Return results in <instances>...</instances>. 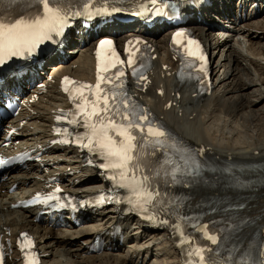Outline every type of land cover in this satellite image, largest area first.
Returning <instances> with one entry per match:
<instances>
[{"label":"bare ground","instance_id":"1","mask_svg":"<svg viewBox=\"0 0 264 264\" xmlns=\"http://www.w3.org/2000/svg\"><path fill=\"white\" fill-rule=\"evenodd\" d=\"M211 1V6L199 8L204 20L194 18L190 25L195 35L212 49V89L207 94L197 95L194 84H181L177 79L179 60L169 48L172 26L163 25L164 32L159 37L162 27L148 28L141 23L113 24L107 31L110 35L118 34L120 44L131 36L146 35L154 57L149 82L146 89L132 85L131 91L177 135L192 146L204 149L207 162L202 165L209 166L214 179L204 185L199 183L202 175L182 180L193 196L190 204L197 207L193 213L202 218L205 200L215 196L221 203L220 208H215L207 217L228 219L233 214L242 228L238 233L242 239L261 237L264 227V105L260 106L264 101V14L259 20V12L264 10V0ZM25 5L22 0L20 6ZM19 12L0 13V23L13 22ZM31 14L34 16L29 22L34 18L43 19L34 8L17 20H25ZM220 19H224V26L220 25ZM224 32L229 37L223 38ZM96 36L91 33L84 45L73 37L68 44L76 45L63 55L49 57L36 75L18 79L15 84L12 80L2 84L5 91L14 89L20 95L26 94L21 98L19 114L3 124L19 128L20 141L13 138L9 147L0 146V149L36 147L40 152L38 160L0 175V239L12 242L9 264H21L15 241L23 231L35 239L42 264H182L176 239L170 231L150 229L143 220L123 216L115 207L84 210L78 215L79 223L71 220L69 213L63 218L38 219L37 208L13 207L33 192L50 190L57 184L80 197L89 196L104 186L96 176V168L85 164L77 148L47 146L56 138L54 123L60 110L70 106L60 92L63 77L94 80ZM10 81L12 84L8 85ZM202 167L194 168L197 174L202 173ZM180 170L190 171V164ZM117 231L120 232L117 234ZM97 237L105 242L100 250L92 248Z\"/></svg>","mask_w":264,"mask_h":264},{"label":"snow or ice","instance_id":"2","mask_svg":"<svg viewBox=\"0 0 264 264\" xmlns=\"http://www.w3.org/2000/svg\"><path fill=\"white\" fill-rule=\"evenodd\" d=\"M26 4H31V0H25ZM53 0H37L35 11L43 15V19L34 18L32 22L20 20L11 25L0 23V64L4 63L6 57L19 55L21 48H27L29 51L34 49L42 40L49 38L50 32L61 33L65 27V16L75 15L61 7L52 6ZM64 13L62 15L61 13ZM178 36L183 33H177ZM109 43L104 41L100 48ZM191 43V42H190ZM189 55L195 53L189 51ZM123 62L121 61V64ZM129 65L133 63L130 58ZM107 71L102 67L100 72ZM123 71H118L113 77L105 78L98 74L99 83L94 88L90 85H79L75 91L83 97L78 110L83 114V126L89 129V133L81 138V146L90 148L93 144V137H97L96 144L102 151L98 155L103 159L102 167L105 170H112V178L119 181L118 187H130L132 191H144L148 193L146 199L149 201L158 195L154 187L149 186V176L144 174L146 167L145 155L147 153L145 145L154 147L164 146L168 141V134L161 127L156 126L149 120L147 112L137 111L134 105L129 104L128 99L121 98L122 94L115 89L122 88V84L115 85V89H104L101 84H112L114 80H119L124 76ZM66 83L74 84L66 78ZM84 89H90L94 99L88 100L83 94ZM68 91V89H65ZM75 98V97H74ZM86 105L90 106V111ZM102 105V106H101ZM93 118H96L93 120ZM75 123V121H72ZM117 132L120 139L117 143L114 139L108 137V130ZM106 141V142H105ZM4 161L0 160V165ZM201 165L197 163L196 169ZM154 171L150 168V172ZM180 175H191V171L180 172L177 167L167 171L175 181L177 173ZM125 181H134L133 184ZM209 239H213L209 237Z\"/></svg>","mask_w":264,"mask_h":264},{"label":"rangeland","instance_id":"3","mask_svg":"<svg viewBox=\"0 0 264 264\" xmlns=\"http://www.w3.org/2000/svg\"><path fill=\"white\" fill-rule=\"evenodd\" d=\"M262 14H264V10H262V11L259 12V17H260L259 20L262 19V17H263V16H261ZM132 26H135V25H132ZM132 26H131V27H132ZM163 32H164V31L159 32V34L157 35V37H159ZM214 32H216V31H214ZM214 32H213V33H214ZM263 105H264V101L260 104V106H263ZM262 128H263V126L261 125V126H260V132H262V131H261ZM263 134H264V131L262 132V135H263Z\"/></svg>","mask_w":264,"mask_h":264}]
</instances>
